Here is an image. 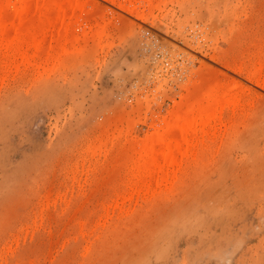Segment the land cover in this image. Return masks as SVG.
I'll list each match as a JSON object with an SVG mask.
<instances>
[{"label": "rangeland", "instance_id": "1", "mask_svg": "<svg viewBox=\"0 0 264 264\" xmlns=\"http://www.w3.org/2000/svg\"><path fill=\"white\" fill-rule=\"evenodd\" d=\"M73 3L0 47V264H264V0ZM194 105L212 129L144 177Z\"/></svg>", "mask_w": 264, "mask_h": 264}, {"label": "bare ground", "instance_id": "2", "mask_svg": "<svg viewBox=\"0 0 264 264\" xmlns=\"http://www.w3.org/2000/svg\"><path fill=\"white\" fill-rule=\"evenodd\" d=\"M74 2V0H49V2H46L45 3V1L44 0H14V1H11V0H0V47L1 46H4L3 48H5V47H7V48H9L10 49V47L11 46H14V43H21V40L23 41V38H22V33L20 32V24L23 22V21H25V19H26V16H28V15H30L31 14V12L32 11H34V10H36L38 7H39V14L37 15V17L38 18H40L42 21H43V23H49L50 24V22H47V20H48V18L50 17L48 14L50 13V12H53V13H55L54 15H57V16H63V13H64V8H65V6L66 5H70V4H72ZM69 3V4H68ZM73 5H74V3H73ZM71 6V5H70ZM9 14H11L12 16H13V22H11L10 24L7 22V19H8V15ZM70 15H72V14H69V16ZM52 18H54L53 17V15H52ZM50 19V20H52L53 21V19ZM56 18V20H57V17H55ZM27 19H28V17H27ZM46 20V21H45ZM31 22H33L34 20H30ZM49 21V20H48ZM51 21V24L53 23ZM45 23V24H46ZM34 24V23H33ZM32 25V24H31ZM30 25V26H31ZM33 26V25H32ZM42 30V29H41ZM43 30H45V28L43 29ZM44 32V34H45V32H47L46 30L45 31H43ZM29 41H31V43H35V48H39L38 46L40 45H38V44H36V43H41V42H39L38 40H37V35H38V33L36 34V31L34 32V30H32L30 33H29ZM66 35V34H65ZM28 37V36H27ZM38 45V46H37ZM18 48H15V47H11V49L12 50H10V51H13V49L15 48V50L16 51H13V52H17V54L16 55H18V53L20 52V53H22L21 51V48H20V50L21 51H19L18 52V50H19V45H16ZM2 48V47H1ZM0 48V49H1ZM8 49V50H9ZM18 49V50H17ZM37 49H36V51H37ZM40 49V48H39ZM38 49V50H39ZM5 51V50H4ZM10 51H9V53H10ZM12 52V53H13ZM38 52V51H37ZM6 54H7V51H6ZM15 54V53H14ZM23 54V53H22ZM21 54V55H22ZM10 55V54H9ZM26 55V54H25ZM10 56H12L13 57V55H10ZM15 56V55H14ZM28 56H29V54H28ZM6 57V56H5ZM19 57V56H18ZM26 57H27V55H26ZM31 57H32V54H31ZM259 57V56H258ZM15 58H16V56H15ZM22 58V57H21ZM23 58H24V56H23ZM22 58V59H23ZM49 58V57H48ZM1 59V58H0ZM27 59H28V57H27ZM26 59V60H27ZM258 59V58H257ZM25 60V61H26ZM35 60V59H34ZM262 60V59H261ZM23 61V60H22ZM4 62V61H3ZM261 62V61H260ZM16 63V62H15ZM25 63V62H24ZM35 63V62H34ZM254 63H256V62H254ZM36 64V63H35ZM7 65H8V63H7ZM25 65V64H24ZM256 65L254 64V66L252 67V68H254ZM7 67V66H6ZM237 67V66H236ZM260 66H257V67H255L256 69H254L255 71L254 72H257V73H255L256 74V76H257V74H258V72H259V69H261V68H259ZM15 68H16V66H15ZM19 68V67H18ZM252 68L250 69V70H252ZM257 68H259V69H257ZM264 68V67H263ZM235 71H236V69H235ZM261 71V70H260ZM237 72H239V71H237ZM249 72V71H248ZM253 72V70L252 71H250V73H252ZM254 72H253V74H254ZM4 74V73H3ZM252 74V75H253ZM251 75V76H252ZM1 76V75H0ZM215 76H217L216 74H215ZM250 76V75H249ZM255 75H253L252 76V78H253V80H251V81H255ZM218 78H219V76H218ZM217 78V79H218ZM231 78V77H230ZM251 77H250V79H252ZM258 78V77H257ZM214 79H216V77L214 78ZM227 79V78H226ZM231 80V79H230ZM229 80V81H230ZM233 80H236V78H233ZM258 80H260V76H259V78L258 79H256V81L255 82H257ZM220 81V80H219ZM218 80L216 81V82H219ZM227 82V80H226V82H227V84L229 83H232V82ZM238 81V82H237ZM237 81H234V83L236 82V83H239V80H237ZM206 83H208V81H206L204 84H206ZM210 84V83H209ZM227 84H223L222 83V86L224 85H227ZM215 85V84H214ZM234 85V84H233ZM204 86V85H203ZM217 86H220V85H217ZM222 86H220V87H222ZM222 87V88H220L221 90H223V91H225L224 93H221V91H219V87L217 88V90L222 94H220L219 92V94L222 96V97H220V96H218V97H220V99H218L217 98V93H214V91H213V93H212V95L211 94H209L208 96H209V98L211 99L212 98V101L211 102H213V101H215V102H217V103H215L216 105H215V107L216 106H218V105H226L227 103L228 104H230V102H232L233 103V101L235 100V98H234V100L232 101V98H231V96H233V95H231V94H233L232 92H227V90H225V87ZM228 86V85H227ZM231 86H232V84H231ZM239 86V85H238ZM237 86V87H238ZM240 86H241V84H240ZM242 86H243V84H242ZM242 86H241V92H242V90L244 89L245 90V88H242ZM212 87V86H211ZM235 87V86H234ZM237 87L234 89V90H236L237 89ZM244 87V86H243ZM215 88V87H214ZM239 88V87H238ZM210 89H212V88H210ZM216 89V88H215ZM214 89V90H215ZM228 89V88H227ZM233 89V88H232ZM240 89V88H239ZM199 90V89H198ZM197 90V91H198ZM204 91H205V89H203ZM213 90V89H212ZM217 90H215V92H217ZM246 90H247V88H246ZM203 91V92H204ZM207 91V90H206ZM222 91V92H223ZM237 91V90H236ZM235 91V92H236ZM239 91V90H238ZM207 92H209V91H207ZM211 92V91H210ZM247 92V91H246ZM200 93V95H201V91L199 92ZM199 93H197V95L199 94ZM205 93V92H204ZM245 93V92H244ZM203 95V94H202ZM234 95H237V97H238V92L235 94L234 93ZM240 95V94H239ZM248 95V94H247ZM204 96H205V94H204ZM197 97V96H196ZM200 97V96H199ZM199 97H197L198 99H199ZM234 97H236V96H234ZM195 98V97H194ZM201 98V97H200ZM203 98V97H202ZM208 98V97H207ZM231 98V99H230ZM194 100H196L197 101V99H194ZM206 100V99H205ZM209 100V99H208ZM217 100V101H216ZM236 100H237V98H236ZM203 101H204V98H203ZM203 101H202V103H203ZM210 101V100H209ZM238 101H240V99H238ZM237 101V102H238ZM236 102V101H235ZM237 102H236V105H237ZM183 103V102H182ZM187 103H191V101H189V102H187ZM201 103V104H202ZM209 103V102H208ZM231 103V104H232ZM194 104V103H193ZM201 104H199L200 106H201ZM206 103H204V105H205ZM209 104H211V103H209ZM212 104H214V103H212ZM234 105H235V103H233ZM241 104V103H240ZM190 105V104H189ZM191 105H192V103H191ZM203 105V104H202ZM208 105V104H207ZM224 105V106H225ZM235 105V106H236ZM195 107H197L196 105H194ZM209 106V105H208ZM212 106V105H211ZM210 106V107H211ZM233 106V105H232ZM182 107V106H181ZM202 107V106H201ZM201 107H197L196 109H197V112H196V110H193L192 112H191V110L189 111L190 113H188L187 112V114H189L188 116H184L185 114H183V116L181 115L183 112H181V114H179V115H177V116H171V117H173V118H176V123H174L175 124V128L174 129H176L177 128V130L179 131V135H176V134H172V135H170L169 134V131L168 130H163L162 132L160 131V133H159V135H158V138H157V141L159 142V143H161V146H160V149L159 150H157V148H156V150H155V148H154V141L153 142H151V140L147 143V144H145L144 143V145H145V151H146V154H147V157H148V163L146 164V166H145V172H144V177H146L147 176V174L149 175L151 172L152 173H154V171H157V170H160L161 172H163L162 173V178H163V174H165V172H167V170L170 168V167H173L174 165H176V164H179V160H181L182 159V156L184 157L185 156V152L187 153V151H189V149L192 147V145H191V143L193 142V140H191L189 137H188V135H191V137L193 138V139H195V137L198 139V136L197 135H194V136H192L193 134H196V133H201L202 131H203V128H201L202 126H206V123H208L207 124V126L208 127H206L207 129L210 127L209 126V124L211 123L210 122V120H209V117L208 118H206V117H202L201 116V114L200 113H198V110L200 109L201 111H203L202 109H205V108H201ZM204 107V106H203ZM187 108H189L188 106L186 107V109ZM199 108V109H198ZM214 108V107H213ZM217 108V107H216ZM215 108V109H216ZM223 108V107H222ZM229 108H230V105H229ZM176 109H178V106H177V108ZM183 109V108H182ZM208 109V108H207ZM206 109V111H208ZM215 109H211V110H215ZM220 108H218V110H219ZM232 109H234V108H232ZM175 110V109H174ZM183 110H185V109H183ZM209 110H210V108H209ZM217 110V109H216ZM216 110L215 111H212L213 113V115L212 116H215V115H217V118H218V116L220 117V116H223V113H222V115H218L217 113L220 111H218L217 113H216ZM196 112V113H193V112ZM221 111H223V109H221ZM175 112H176V110H175ZM174 112V113H175ZM185 112V111H184ZM173 113V112H172ZM192 113V114H191ZM204 114L205 113H207V114H209V111L208 112H203ZM177 114V113H176ZM175 114V115H176ZM206 114V116H210V114L209 115H207ZM216 117V116H215ZM208 119V120H206V119ZM198 119H201V121L199 120V122H198ZM220 119H221V117H220ZM174 120V119H173ZM171 122V121H170ZM164 123H165V121H164ZM167 124V123H166ZM215 124H217V123H215ZM164 125V124H163ZM170 125V124H169ZM174 126V125H173ZM205 126H204V129H205ZM160 128H162V126L160 127ZM172 128V127H171ZM201 128V129H200ZM211 128V127H210ZM216 128V127H215ZM212 129V128H211ZM198 130H201V131H199L198 132ZM209 130V129H208ZM173 131V130H172ZM194 131H195V133H194ZM170 132H171V130H170ZM175 132V131H174ZM191 133V134H190ZM193 133V134H192ZM210 133V132H209ZM214 133V132H213ZM203 134H205V131L203 132ZM192 141H190V140ZM203 139V138H202ZM148 140V139H147ZM153 140V139H152ZM156 141V142H157ZM189 142H191L190 143V145H191V147H189ZM196 143H199L198 141H196ZM201 143V142H200ZM205 143V142H204ZM185 144H186V146H185ZM187 144H188V149H186L187 148ZM194 144H195V141H194ZM183 145H184V147H186V148H184L183 149ZM193 146H195V145H193ZM196 148V147H195ZM183 150H186V151H183ZM191 153H192V151H190ZM134 152H132V153H130L129 155H132ZM145 153V152H144ZM193 153H194V151H193ZM189 153H187V155H188ZM135 155V154H134ZM130 157V156H129ZM134 157V156H133ZM128 158V157H127ZM195 158V157H194ZM133 159V158H132ZM132 159H131V161H132ZM193 159V158H192ZM130 160V159H129ZM190 160V159H189ZM130 163V162H129ZM134 163V162H133ZM133 163H131V164H133ZM185 163V162H184ZM126 164H128V163H126ZM128 166H130V165H128ZM178 166V165H177ZM127 166L125 165V168H126ZM127 168H129V167H127ZM131 169V168H130ZM132 169H133V171H135L136 172V174L138 173L137 172V167L136 166H133L132 167ZM177 169V168H176ZM173 171V170H172ZM151 173V174H152ZM125 174V173H124ZM135 174V175H136ZM166 175V174H165ZM136 177V176H135ZM143 176H141V178L143 179L144 178ZM169 177V176H168ZM136 178H138V176L136 177ZM135 178V179H136ZM139 178H140V176H139ZM140 178V179H141ZM161 178V177H160ZM141 179V180H142ZM139 180V179H138ZM137 180V181H138ZM136 181V180H135ZM146 181V180H145ZM142 183H144L143 181H141ZM138 182H136V184H137ZM159 182H157L156 184H158ZM138 184H140V182L138 183ZM145 184V183H144ZM143 184V185H144ZM146 186V185H145ZM123 189V188H122ZM141 189V188H140ZM125 205V204H124Z\"/></svg>", "mask_w": 264, "mask_h": 264}]
</instances>
